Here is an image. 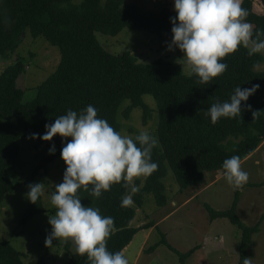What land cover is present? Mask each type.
Listing matches in <instances>:
<instances>
[{"label": "trees", "instance_id": "obj_1", "mask_svg": "<svg viewBox=\"0 0 264 264\" xmlns=\"http://www.w3.org/2000/svg\"><path fill=\"white\" fill-rule=\"evenodd\" d=\"M264 9V0H258ZM241 6L249 11L247 22L252 24L253 37L264 30V10L257 12L255 0H242ZM175 10L145 11L126 0H0V57L14 56L24 40L27 30L33 38L44 37L59 48L61 61L57 70L37 88L35 98L25 102V91L18 87L19 78L25 73L22 58L8 65L0 74V203L15 193L23 184H30L41 170L58 158L66 141L55 137L51 142L32 139V134L42 136L45 125L66 115L68 110L78 114L92 105L98 118L107 120L117 132L121 126L118 115L125 101L131 105L124 112L129 119L135 108H142L144 124L150 116V108L143 97L155 98L159 110L157 146L152 151V161L158 167L147 176L141 186L132 193L133 204L121 207V199L129 195L130 188L123 181L111 186L100 198L90 195L82 187L77 195L82 205L100 210L102 216H111L114 224L107 238L110 252H125L135 236L144 227L132 226L138 209L145 204V197L153 195L158 207L168 204L164 179L168 167L174 173L181 191L198 188L207 182L209 174H223V162L239 156L241 163L252 156L264 142V113L254 120L252 112L264 110V72L257 69L264 64V55H248L249 48L241 46L222 62L228 68L207 84L198 82L195 74L187 76L181 67L159 59L152 64H140L129 52L122 55L110 53L98 41L96 34L116 37L124 29L145 30L156 34L161 40L171 41ZM259 89L242 102L241 114L234 118H221L212 124L208 109L212 104L230 101L236 87ZM251 106V110H249ZM30 139L55 154L44 158L24 183L14 182V173L21 166V140ZM135 139V138H134ZM66 163L64 172L66 170ZM258 187L259 185H248ZM91 185L88 186L91 189ZM240 191L228 210L216 211L205 205L210 220L228 219L241 231L238 264H244L253 236L260 232L263 218L254 226H247L237 214ZM55 213L44 207L42 197L29 205L20 224L26 226L39 214ZM160 232V230H159ZM161 233V232H160ZM150 249L166 246L178 257L179 264L198 250V246L180 253L167 241L166 236ZM70 244L66 245L69 249ZM24 253L10 242L0 241V264H26ZM37 264H47L43 257ZM68 264H90L87 256L70 253Z\"/></svg>", "mask_w": 264, "mask_h": 264}, {"label": "rangeland", "instance_id": "obj_2", "mask_svg": "<svg viewBox=\"0 0 264 264\" xmlns=\"http://www.w3.org/2000/svg\"><path fill=\"white\" fill-rule=\"evenodd\" d=\"M255 1L257 12L263 11L264 9L259 5L258 0ZM76 2L80 3L81 0H76ZM126 2L136 4L145 11H161L164 8L174 10V0H126ZM96 36L101 45L114 55L129 52L140 64H152L163 59L181 67L185 75L190 76L192 74L185 61L182 60L183 53L178 48L169 50L171 41L161 40L154 33L145 30L124 29L116 37L102 33H97ZM251 46L250 40L249 48ZM261 53L264 55V51ZM18 58H22L26 65L25 73L18 80V87L25 91L24 101L29 102L35 98L38 86L57 70L61 61V52L59 48L50 44L44 37L33 38L31 31L27 30L16 54L8 58L0 57V74L8 65L15 63ZM257 70L264 72V64ZM143 99L151 112L147 124H144L142 108L133 109L129 119L124 116V112L131 105L130 101H125L118 115V122L121 126L119 133L122 136H130L134 139L140 132H148L157 137L160 119L157 102L151 95H146ZM20 144L21 166L14 173V182L16 183H24L32 175L35 167L44 158L51 155L48 149L39 146L33 140L23 139ZM261 147L260 150H257L258 153L256 151L241 165L242 170L249 174V180L246 184L240 188H234L225 179H221L216 185L208 188L199 198L189 201L187 205L181 204L188 197H191L190 193L193 189L181 191L173 171L168 167V174L164 179L168 204L164 207H158L153 195L146 196L144 207L141 210L138 209L132 226L140 228L149 225L151 222L158 223L161 216L166 215L173 207L176 208L174 206L176 203L178 209L173 217L160 228L154 229L148 244L150 249L156 245L155 242L158 244L162 240L161 233L164 234L165 231L169 234L168 237L164 234L167 241H170L169 243L177 248L180 253H186L190 248L200 246L207 237L213 243V247L224 249H221L222 251L217 257L226 258L216 260L215 264H238L241 231L232 225L228 219H219L215 224L210 225L208 223V219L210 220L209 212L203 207V204L207 202L216 211L228 210L234 202L236 191L239 190L241 197L237 214L243 223L247 226H254L261 218L264 219V142ZM64 166L65 162L62 158L56 159L46 169L41 170L32 183L23 184L15 193L9 194L5 201L0 203V241L10 242L17 250L24 253L26 264H37L43 257H45L47 264H68L70 253H76L70 240H53L51 245L46 246L45 240L51 232L49 217L54 216L55 213L39 214L28 225L20 224L31 204L26 198L31 184H45L41 195L44 207L48 211L56 210L51 204V194L55 191V186L63 181ZM146 178L138 177L141 186L145 184ZM134 182L132 183L134 184ZM248 185L259 186L251 187ZM198 189L199 187L196 189L195 195H197ZM129 195L132 196L131 191ZM68 243L70 244L69 249L66 248ZM150 249L145 252L140 264H154L155 262L158 264H179L176 254L166 246H159L155 251H150ZM152 254L155 258L152 257ZM213 254L215 255L209 249L203 250L199 254V258L194 262L190 258L187 260V264H210ZM247 259L250 260V264H264V220L260 232L253 236Z\"/></svg>", "mask_w": 264, "mask_h": 264}, {"label": "clouds", "instance_id": "obj_3", "mask_svg": "<svg viewBox=\"0 0 264 264\" xmlns=\"http://www.w3.org/2000/svg\"><path fill=\"white\" fill-rule=\"evenodd\" d=\"M174 10L169 50L178 48L183 53L182 60L201 84L223 74L228 65L222 61L241 46L249 48L250 40L249 56L264 51V30H258L252 39V24L246 19L249 11L241 6V0H174ZM259 87L238 86L230 101L212 104L207 112L212 124L240 115L242 102H247ZM262 113L264 110L253 111L254 120ZM45 128L42 136L33 133L32 139L51 142L59 136L67 141L61 150V158L67 165L63 181L51 194L56 212L49 217L51 232L46 246L53 240H70L76 253L86 255L90 264H129L122 251L113 253L107 249L114 219L102 216L98 208L82 205L77 193L83 187L91 196L100 198L121 181L126 189L136 193L139 189L132 183L134 178L150 176L158 167L152 161L156 137L148 132H140L135 139L122 136L107 120L98 118L92 105L79 114L68 110ZM50 154H55L54 144ZM222 167L224 179L232 187L240 188L248 182L249 174L242 170L239 156L226 159ZM44 188V183L29 185L26 198L36 204ZM132 204L131 195L122 197L121 207ZM244 264H250V260L245 259Z\"/></svg>", "mask_w": 264, "mask_h": 264}, {"label": "crops", "instance_id": "obj_4", "mask_svg": "<svg viewBox=\"0 0 264 264\" xmlns=\"http://www.w3.org/2000/svg\"><path fill=\"white\" fill-rule=\"evenodd\" d=\"M258 152L259 151H257V153ZM252 156H250V157H252ZM246 160H248V158ZM245 161H243L241 163V165H243ZM221 179H224V175L223 174L222 175H218V174H215V173L209 174L208 179H207V182L201 188L199 187V189H198L199 191H198L197 195H195V193L197 192L196 191L197 188H191V189H189V190H192L193 189V191H191V193H190V196L191 197L190 198L188 197L186 200H184L181 205H187V203L189 201L199 198L201 195H203L207 191L208 188H211L214 185H216V183H218L219 180H221ZM205 204L206 205H209L207 202H205ZM205 204H203V207L204 208H205ZM174 206H176V208L173 207L172 210H170L166 215L161 216L160 221L158 223L157 222H151V223L154 224V226L152 228H150V229H144V230H142L141 232H139L135 236L133 242L126 248V250L124 252V255L129 260V264H140L141 263L143 257L145 256V252H147L150 249V246L148 244H149V242L151 240L152 233H153L154 229L155 228H158V227L160 228V226H162L163 224H165L169 219H171L173 217L174 213L178 209V206H177L176 203L174 204ZM218 220H215V221L212 222L211 220L208 219V223L210 225H212V224H215ZM151 223H149V224H151ZM164 234L167 237L169 235L167 231H165ZM155 244H157V242H155ZM170 245L173 248H175L171 243H170ZM147 246H149V247H147ZM213 246L214 245H213V243H211V240L206 237L205 238V241L203 242V244H201L200 246H198L199 247L198 250L191 256L192 261L194 262L197 258H199V256H200L199 254H201L203 252V250L205 251L207 249H209L210 251H212V253H215V255L213 254V257L211 259V263L210 264H215V261L216 260H224L226 257H222V256H218L217 257V255L220 254L221 251L224 250V249L218 248V247H213ZM195 247H197V246H195ZM195 247L190 248V250L193 249V248H195ZM175 249L177 250V248H175ZM152 257L155 258L154 254H152ZM214 257H215V259H214ZM189 260H190V258H189ZM225 263H227V262H225ZM154 264H158V263L155 262Z\"/></svg>", "mask_w": 264, "mask_h": 264}]
</instances>
